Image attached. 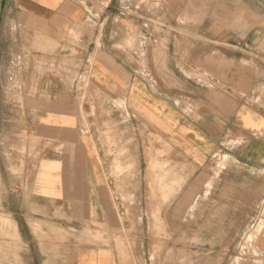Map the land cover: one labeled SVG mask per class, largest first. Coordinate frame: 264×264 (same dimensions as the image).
Here are the masks:
<instances>
[{"label":"rangeland","instance_id":"rangeland-1","mask_svg":"<svg viewBox=\"0 0 264 264\" xmlns=\"http://www.w3.org/2000/svg\"><path fill=\"white\" fill-rule=\"evenodd\" d=\"M94 2L97 10L86 4L99 28L106 11L112 13L113 19L104 22L114 25L108 37L117 44L113 52L119 61L130 60L133 72L146 73L153 90L157 83L149 60L178 52L185 80L189 43L198 59L205 50L218 65L239 42L250 44L257 37L254 27L264 25V0H110L107 9L105 0ZM14 6L16 0H0V264H72L84 244L111 246L122 262L133 264H242L254 257L252 240L264 230V161L253 159L246 143L225 140L199 166L172 163L171 140L155 130L140 103L131 101L128 114L121 98L93 81L106 44L105 23L102 34L95 32L100 47L95 53L92 43L82 57L75 50H58L52 60L46 47L34 44L26 18ZM65 70L84 128L102 148L105 177L113 183L110 197L119 226L111 231L89 222L70 227L58 217L27 211L11 193L17 181L5 167L17 171L27 153L37 157L42 147L33 130V96L50 79L59 92ZM188 76L204 78L200 71ZM177 104L181 120L189 119L185 89L179 90Z\"/></svg>","mask_w":264,"mask_h":264},{"label":"crops","instance_id":"crops-1","mask_svg":"<svg viewBox=\"0 0 264 264\" xmlns=\"http://www.w3.org/2000/svg\"><path fill=\"white\" fill-rule=\"evenodd\" d=\"M109 2L105 0V9ZM86 3H92L97 10L94 0H16L14 7L26 18V28L34 44L46 47L44 52L51 54L49 58L52 60L58 50H75L82 57L92 43L96 44L92 50L95 53L99 43V37H94L95 32L100 29L102 34L105 23V39L102 41L106 44H103L94 65L93 81L103 86L105 93L121 98L123 104L128 105V114L131 101L140 103L142 113L154 121L155 130L171 140L172 163L186 160L188 165L199 166L216 148L226 143L225 140L246 143L250 147L249 155L258 162L264 161L263 23L254 27L257 37L250 44L241 45L239 42L235 45V52L229 54L230 57L225 54V60L220 58L218 65L211 64L205 50L201 60L198 59L189 43L186 52V72L189 74L185 80L179 70L178 52L166 60H149L157 83L153 90L148 85L146 73L136 74L130 60L119 61L120 56L113 52L117 44L109 43L108 35L114 34V25L104 22L113 19L112 13L106 11L99 28L98 22L90 17ZM99 13L102 16L104 11ZM87 24L94 29L88 28ZM192 71H200L204 78H191L188 75ZM60 75L59 92L51 88L53 80L50 79V85L43 86L36 93L38 95L33 96V130L42 147L37 157L31 158L27 153L25 166L17 171L13 165L12 168L5 167L17 181L11 185L14 187L11 193L20 197L18 203L27 211L58 217L70 227L89 222L91 226L102 224L108 230H114L119 224L110 197L113 183L105 177L102 165V148L84 128L79 103L70 90L71 80L66 70ZM183 82L193 86L194 90L181 86ZM168 87L170 98L166 91ZM180 89L187 92V104L191 109L192 117L190 115L186 120H181L177 104ZM180 141L183 145L179 144ZM179 153L183 158H179ZM252 241L255 244L254 257L242 264H264V230ZM73 258L72 264H133L132 261L122 262L120 253L111 246L84 244Z\"/></svg>","mask_w":264,"mask_h":264}]
</instances>
